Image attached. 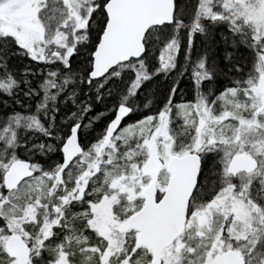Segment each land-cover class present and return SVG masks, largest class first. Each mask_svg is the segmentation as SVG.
<instances>
[{"label": "snow or ice", "instance_id": "snow-or-ice-1", "mask_svg": "<svg viewBox=\"0 0 264 264\" xmlns=\"http://www.w3.org/2000/svg\"><path fill=\"white\" fill-rule=\"evenodd\" d=\"M0 264H264V0H0Z\"/></svg>", "mask_w": 264, "mask_h": 264}]
</instances>
